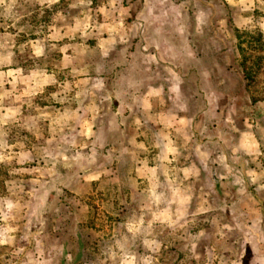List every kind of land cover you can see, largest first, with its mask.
Masks as SVG:
<instances>
[{
  "label": "rangeland",
  "instance_id": "obj_1",
  "mask_svg": "<svg viewBox=\"0 0 264 264\" xmlns=\"http://www.w3.org/2000/svg\"><path fill=\"white\" fill-rule=\"evenodd\" d=\"M52 1L0 0V34H7L10 45L0 48V264H264L261 22H229L231 12L221 0H212L211 6L196 0L197 10L193 7V14L183 18L202 27L196 39L199 57L181 68L188 73L189 108L195 111L199 104L200 122L204 110L205 121L214 124L218 136L212 146L215 163L205 167L214 172L217 191L208 193V178L199 177L190 190L194 189L190 205L186 202L189 206L181 208L182 202L177 208L174 204L188 197L159 192L148 196L141 192L143 183L135 185L123 171V162L102 156L101 151L110 148L104 140L98 142L97 132L103 129L81 135L74 113L80 103L74 93L66 105L72 112L64 113L59 110L64 105L60 86L41 88L38 94L28 81L8 82L5 87L4 56L15 60L22 74L36 66L42 74L58 63L61 52L49 41L47 27L66 25L67 17L77 16L74 9L80 1ZM204 7L212 12L209 18L198 15ZM68 10L73 11L67 14ZM162 17L157 21L164 24ZM43 52L51 55L50 63L36 59ZM74 52L86 57L80 46ZM80 66L74 64L71 73L78 74ZM196 86L212 91L211 107H205V96L193 99ZM17 90L20 107L11 102ZM86 114L90 120L97 116ZM209 131L204 127V133H213ZM147 196L155 206L143 202ZM169 197L176 202L157 208ZM151 219L157 223L147 224Z\"/></svg>",
  "mask_w": 264,
  "mask_h": 264
},
{
  "label": "crops",
  "instance_id": "obj_2",
  "mask_svg": "<svg viewBox=\"0 0 264 264\" xmlns=\"http://www.w3.org/2000/svg\"><path fill=\"white\" fill-rule=\"evenodd\" d=\"M78 1L81 6L74 9L78 12L76 17H67V24L61 27L55 24L47 27L49 41L56 42L61 52L58 63L45 69L42 74H38L41 72L40 66L22 74L15 60L4 56L1 73L6 77L5 87H8V82L18 84L28 81V87L38 94L41 88L60 86L63 89L58 94L63 95L61 101L64 105L59 110L64 113L72 112L66 105L67 98L74 93L73 96L80 103L74 113L78 116L77 127L83 130L81 135L84 136L85 130L103 129L102 134L100 130L97 132L98 142L104 140L105 147L110 148L105 153L101 151L102 156L123 162V171L133 178L135 185L143 183L141 192L148 196L159 192L167 193L170 197L173 195L174 198L188 197L185 201H174L175 204L169 197L157 208H165L171 203L179 208L178 203L182 202L181 208L188 207L191 192H194V189L190 190L199 177L208 178V193H216L215 174L205 167L215 163L212 146L217 144L218 136L214 124L210 126V122L205 121L204 110L200 122L199 104L196 103L195 111L189 108L190 99L187 98L192 94L187 92L188 73L181 68L189 59L197 58L200 54L196 39L202 29L201 24L192 26L183 21V18L193 14V7L197 10L194 4L196 0ZM211 1L203 0L209 6ZM221 2L231 12L229 22L242 24L246 18L254 22L257 19L261 22L258 23L259 27L264 30V0ZM72 11L68 10L67 14ZM211 13L208 7L198 9V15L209 18ZM160 14L166 20L164 24L157 21ZM175 15L179 19L176 20ZM1 33L0 48L6 49L10 46L7 34L4 31ZM77 46L85 51V58H80L74 52ZM50 56L48 52H43L36 55V59L50 63ZM78 63L81 64V71L73 75V65ZM62 67V73L57 71ZM194 68L198 72L197 67ZM67 87L70 88L69 93ZM17 93L11 102L20 107L21 93L19 90ZM193 95L195 101L200 100L201 96L208 98L205 107L213 105L209 100L212 91L196 86ZM178 100L183 104L179 106ZM104 106L106 110H103ZM89 111L96 113L95 120H92L93 117L90 120L86 114ZM19 112L17 108L14 115L16 120ZM71 122L67 123V129L71 127ZM204 127L213 133H204ZM110 134L113 140L109 139ZM222 143H227L226 137ZM227 190L232 192L230 186H227ZM148 196L143 202H148L151 208L155 205L150 204ZM155 223L157 220L151 219L147 224ZM261 256L264 254L261 253Z\"/></svg>",
  "mask_w": 264,
  "mask_h": 264
},
{
  "label": "trees",
  "instance_id": "obj_3",
  "mask_svg": "<svg viewBox=\"0 0 264 264\" xmlns=\"http://www.w3.org/2000/svg\"><path fill=\"white\" fill-rule=\"evenodd\" d=\"M233 29V28H232ZM234 31L236 30V31H238V28H235V29H233ZM260 40L261 39H259V38H257V43H260ZM257 43L255 44L256 46H257ZM260 45H261V43H260ZM262 49H264V44H262ZM257 49H258V47H257ZM260 58L262 59V56H260ZM241 66L243 67V72H244V74H245V76H247V74H248V67L245 65V62L244 61H242L241 63ZM250 69V68H249Z\"/></svg>",
  "mask_w": 264,
  "mask_h": 264
}]
</instances>
